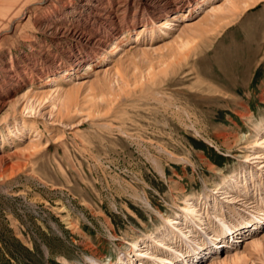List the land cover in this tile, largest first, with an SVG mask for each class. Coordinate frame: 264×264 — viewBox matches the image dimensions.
I'll list each match as a JSON object with an SVG mask.
<instances>
[{"label":"rangeland","instance_id":"1","mask_svg":"<svg viewBox=\"0 0 264 264\" xmlns=\"http://www.w3.org/2000/svg\"><path fill=\"white\" fill-rule=\"evenodd\" d=\"M39 1L2 0L15 5L0 14V155L13 168L0 172V264L114 262L184 199L209 235L218 219L237 226L196 264L235 252L264 264V0L231 13L238 0H199L178 17L167 3L180 0Z\"/></svg>","mask_w":264,"mask_h":264},{"label":"bare ground","instance_id":"2","mask_svg":"<svg viewBox=\"0 0 264 264\" xmlns=\"http://www.w3.org/2000/svg\"><path fill=\"white\" fill-rule=\"evenodd\" d=\"M17 1H19V0H17ZM44 1L45 0H40L39 2L43 3ZM198 1L199 0H180V1H178L177 4L174 2L171 3L172 1L167 3V4H170L172 11H173V12H170V14L173 17H178L181 15L182 8H185V7L189 8L193 5L196 6ZM22 2H24V1H22ZM246 2H247V0H238L237 2H231L230 1L229 5L227 7V11H230V13L235 12V11H241L247 7L248 4ZM4 5H6V3L2 2V0H1L0 1V14L1 15H3L4 13L8 14V11H13V6L15 4H13V3L8 4L9 7H11L10 8L11 10H7V11L5 9L7 8L8 5H6V6H4ZM164 6H166V8H169L168 5H164ZM15 7H17V6H15ZM26 9H27L26 7L25 8L22 7L21 10H19L18 17H20V18L25 17L26 12H27ZM171 15H169V12L167 15L165 14V16H171ZM230 15H234V17H235L237 14L235 15V13H232ZM4 16H5V14H4ZM226 17L229 18L230 16H226ZM27 18H29V15ZM14 21L15 20L13 19L12 15H11V17H9L7 19V22L9 25L8 27H11L14 24ZM133 31L135 32V30H133ZM151 32H152V30H151ZM191 45H192V42H188V41H186L184 43L182 41V42H179V44L177 46L175 45V52H177L178 55L180 56V57L178 56L179 57L178 59H185L186 57H188L190 51L192 50V48L190 47ZM102 56H104V55L102 54ZM90 64H92V63H90V62H89V64L87 63V65H86L87 69L89 68ZM65 73H66V75L69 74L68 72H65ZM46 80L49 82L48 78H46ZM115 90L117 91L116 96H119V95L121 96L122 90L127 91V94L129 92L133 91V89H131V88H129V89L119 88V89H115ZM74 96L75 95L73 94V91H68L65 93L63 100H62V105H63L64 111H67L70 108L69 106L72 104V101H74L73 100ZM116 96H115V98H116ZM26 98H27V95H26ZM25 101H23V102H25ZM6 104H7V102L5 100H0V111L6 106ZM24 105L25 106L27 105L28 107H30V110H32V108H33L32 103L26 102ZM254 130H255L254 131L255 132L254 138L250 141V143H253V144L256 143V136L258 135V131L262 130V125H258L257 127H255ZM6 157L7 156H5V155H0V172L2 170H4L5 172L9 171V174H12L13 168L11 169V167L9 166L8 160ZM222 182H226V185H229L231 183V181L229 179L227 180V178H225V179L223 178ZM205 196H204V200H205L204 202L208 203L207 202L208 198H206L207 196L206 197ZM199 205L200 204L197 201L189 202L188 199H184L182 204L177 205V208H176L177 211L175 210V212L171 215L172 217L162 218L160 221V224L155 226L154 231H152L150 233L142 234L139 237H137L136 239H132L131 242L126 245L125 251H122V252L119 251L117 253V257H116L114 262H111L110 260L101 261V260H98L96 258L89 257L88 263H82V264H136L137 261H139V260L141 261V260H145V259H147V261L160 262L162 264H165L166 260L163 259V257L158 256V254L165 255L164 254L165 252H168L169 255L172 254L174 256V260H176L175 258H177V257H183L181 259V261L178 262L179 264H196L197 261L202 259L203 255L205 254V252H203V250H202L203 245L207 246L204 248H208V251H207L208 254H211L213 252L216 253L219 248L223 247L222 245L224 243L228 242V240L231 237H234L233 233H235L234 230H236V227H237V226L235 227L232 224H230L229 221L227 223L226 221H224L222 219H218L217 220L218 221L217 235H215V236H213V234L209 235L210 230H208V232H206L205 230H207V229L204 230V229L200 228V226L202 225L203 222H202V217L200 215V212L198 211ZM207 210H208V208H207ZM172 218H176L177 220L172 221ZM253 222H255V218L253 219ZM239 223L240 224L243 223L244 225H247L246 224L247 221L240 220ZM179 224H181L182 226H179ZM255 225H256V223H255ZM196 230L200 231V233H201L200 235L202 236V242L200 244H198L196 242V240H193L192 238H190V232L196 231ZM241 231H243V230H241ZM235 235H236V233H235ZM177 236L181 237V239H182L181 243L185 248L184 251H182V252H179V250H177L176 247L166 245V244H169V243L172 244V242H175ZM141 243L143 244L142 246H146V248H147L146 251H144L140 247ZM261 245H262V241L259 238L253 239V240L249 241V243H248V247L251 248L252 252L254 251L256 253L261 252V250H262ZM185 253H187L186 256L187 255L188 256L184 259L183 255ZM172 255H171V257H172ZM167 262H169V259ZM246 262H247V260H246V254L245 253L235 252V253L227 256V257H223L220 261H217L213 264H246ZM65 264H70V263L66 262ZM150 264H152V262ZM173 264H174V261H173Z\"/></svg>","mask_w":264,"mask_h":264}]
</instances>
